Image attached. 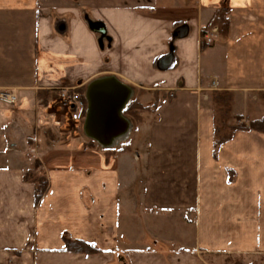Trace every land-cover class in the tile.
<instances>
[{
    "label": "crops",
    "instance_id": "0c3cea01",
    "mask_svg": "<svg viewBox=\"0 0 264 264\" xmlns=\"http://www.w3.org/2000/svg\"><path fill=\"white\" fill-rule=\"evenodd\" d=\"M224 4L227 36L202 49ZM109 77L132 92L117 147L39 125V92L47 109L57 89ZM0 90L17 98L0 103V264H264V135L214 152L210 102L228 91L245 123L264 117V0H0ZM36 161L48 190L34 206ZM63 237L99 253H68Z\"/></svg>",
    "mask_w": 264,
    "mask_h": 264
},
{
    "label": "trees",
    "instance_id": "16d2710c",
    "mask_svg": "<svg viewBox=\"0 0 264 264\" xmlns=\"http://www.w3.org/2000/svg\"><path fill=\"white\" fill-rule=\"evenodd\" d=\"M229 7L222 5L217 9L209 22L201 28V48L206 49L208 46L204 43L203 38L210 31H215L219 36L226 37L229 26ZM81 88L79 92L83 94L85 89ZM45 92H39L40 104L43 108L47 107L44 102ZM258 97L264 107V91L258 93ZM212 110H213V148L217 151L223 144L230 141L233 136L240 131L257 132L264 135V117L259 119L247 120V123H240L244 118L241 115H231L233 102V94L228 91H217L211 94ZM141 105L136 100H132L125 110V114L129 115L134 109H140ZM93 143V142H91ZM40 163L35 162L34 168H39ZM32 171H27L23 180L26 183H31L34 186V206L40 204L42 198L48 190V181L43 174L33 176ZM65 251L72 254L95 255L99 251L88 243L79 240H70L63 237Z\"/></svg>",
    "mask_w": 264,
    "mask_h": 264
},
{
    "label": "water",
    "instance_id": "95a60500",
    "mask_svg": "<svg viewBox=\"0 0 264 264\" xmlns=\"http://www.w3.org/2000/svg\"><path fill=\"white\" fill-rule=\"evenodd\" d=\"M93 30L101 36L105 34V31L98 26H95ZM183 31H176L172 36L173 39L182 38ZM172 59L171 47L169 53L157 61L156 67L159 70H167L172 65ZM100 81L103 82L96 85ZM86 97L88 113L84 127L85 135L89 130L96 141H111L117 133L124 131L127 120L121 116V112L132 97L129 88L120 84L113 77L97 79L87 85Z\"/></svg>",
    "mask_w": 264,
    "mask_h": 264
},
{
    "label": "built area",
    "instance_id": "2783aa9c",
    "mask_svg": "<svg viewBox=\"0 0 264 264\" xmlns=\"http://www.w3.org/2000/svg\"><path fill=\"white\" fill-rule=\"evenodd\" d=\"M100 40H106L105 36L100 35ZM204 43L209 46L212 43L210 37L205 35L203 38ZM169 47H172V43L169 44ZM86 89V88H85ZM56 100L61 103V106L66 109L68 112V119L70 122L73 123H81L83 130L85 127V123L87 120V113H88V100L86 97V90L83 94H81L78 88H59L55 92ZM0 103L7 104L13 106L16 103V95L12 91L0 90ZM44 109L43 107H40ZM44 111V110H43ZM50 122L51 119L49 118ZM46 118L44 119V115L41 114L38 119L39 125H46L44 124Z\"/></svg>",
    "mask_w": 264,
    "mask_h": 264
},
{
    "label": "rangeland",
    "instance_id": "374dc122",
    "mask_svg": "<svg viewBox=\"0 0 264 264\" xmlns=\"http://www.w3.org/2000/svg\"><path fill=\"white\" fill-rule=\"evenodd\" d=\"M64 88H72V87H64ZM82 88H84V86H82ZM214 92H217V91H214ZM211 94H210V102H211ZM137 99L138 98H135L133 100L138 101ZM41 114L44 115V119L46 118L44 124L48 126H52V128H54V132L57 138L66 139V140L76 139L79 141L85 140L87 142H92L91 139L89 138L87 139V137L85 136L81 123H73L69 121L68 112H66V109H64V107L61 106V103L59 101L55 99L52 100V102L50 103L47 109L46 108L42 109ZM231 115L232 116L235 115L234 110L232 108H231ZM50 117L53 118L51 119V122L49 119ZM240 123H245V121L242 120ZM49 132H51L50 128L47 130V133ZM31 171H32L31 174L34 177L39 174H42L41 172H38V168L36 169L34 168V165ZM219 262L220 264H240L239 260L235 258H226V259L221 258Z\"/></svg>",
    "mask_w": 264,
    "mask_h": 264
},
{
    "label": "bare ground",
    "instance_id": "6f19581e",
    "mask_svg": "<svg viewBox=\"0 0 264 264\" xmlns=\"http://www.w3.org/2000/svg\"><path fill=\"white\" fill-rule=\"evenodd\" d=\"M101 82L103 81H100V82H97L96 85H99ZM94 85V86H96ZM132 131V127L131 125L126 122V127L124 129V131L120 132V133H117L112 139L111 141H96L94 138H93V135H91L92 133L87 130L86 131V135L89 139H94L99 145L100 147L102 148H105V149H113L115 147H117L119 145V143L121 142H124L125 140H127V138L129 137L130 133Z\"/></svg>",
    "mask_w": 264,
    "mask_h": 264
}]
</instances>
